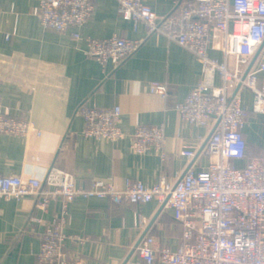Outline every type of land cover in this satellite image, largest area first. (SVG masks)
Returning <instances> with one entry per match:
<instances>
[{
    "label": "built area",
    "instance_id": "built-area-1",
    "mask_svg": "<svg viewBox=\"0 0 264 264\" xmlns=\"http://www.w3.org/2000/svg\"><path fill=\"white\" fill-rule=\"evenodd\" d=\"M94 1L38 0L34 14L45 29L70 31L80 39ZM115 2L125 18L145 26L144 37L163 36L201 64L202 78L175 109L182 120L207 131L203 151L211 158L208 168L197 173L188 170L174 183L162 176L151 184L135 180L116 187L97 180L84 188L71 170L51 162L49 141L34 122L12 116L0 99V133L21 136L25 144L20 173H0V199L35 198L39 213L35 222L42 238L38 264H86L83 248L90 237L69 234L74 248L69 252L62 231L68 205L79 196L108 197L116 204L156 201L173 210L181 225L177 249L160 246L146 234L137 246L144 264H264V157H252L242 167L235 164L246 157L241 128L248 111L241 106V88L252 92V110L264 114V0H173L175 10L162 19L143 0ZM142 41L118 35L88 37L84 52L102 66L117 65L130 58ZM209 50L221 57H211ZM215 75L221 80L219 86L212 84ZM167 90L164 82L150 84V93L163 98ZM79 112L85 123L84 137L123 138L119 106L83 104ZM130 148L137 154L153 150L164 158V126L138 125ZM179 152L192 159L198 149L183 144ZM57 199L61 211L52 214L49 206ZM87 216L96 218L97 214ZM145 223L142 219L141 224Z\"/></svg>",
    "mask_w": 264,
    "mask_h": 264
},
{
    "label": "crops",
    "instance_id": "crops-1",
    "mask_svg": "<svg viewBox=\"0 0 264 264\" xmlns=\"http://www.w3.org/2000/svg\"><path fill=\"white\" fill-rule=\"evenodd\" d=\"M143 2L159 19L175 10L173 0ZM37 5L38 0H0V99L12 116L31 119L44 133L51 162L71 170L84 188L97 180L116 187L135 180L151 184L162 176L174 183L188 170L197 173L208 168L211 158L203 151L207 131L182 120L175 109L202 78L201 64L192 53L163 36L144 37L145 26L125 18L115 0L94 1L80 39L70 31L45 29L34 14ZM114 35L143 41L130 58L117 65L102 66L86 56V38ZM208 53L221 57L213 50ZM151 82L166 83L167 95L150 93ZM212 84H221L218 75ZM239 94L241 106L248 111L241 128L246 157L235 161L242 167L252 157H264V114L252 110L249 89L241 88ZM83 104L119 106L123 138L84 137L85 123L79 112ZM138 125L164 126V158L153 150L144 154L131 150ZM183 144L197 147L195 158L180 154ZM24 146L21 136L0 133V173H20ZM49 210L59 213L60 199L51 202ZM68 211L62 229L64 248L74 249L69 234L89 236L83 248L86 264H144L137 246L146 234L160 246L177 249L181 225L171 208L156 201L116 204L108 197L79 196L69 203ZM89 213L97 217L90 218ZM38 215L33 197L0 199V264H38L42 239L35 222Z\"/></svg>",
    "mask_w": 264,
    "mask_h": 264
}]
</instances>
